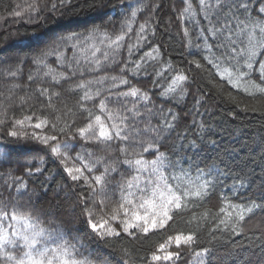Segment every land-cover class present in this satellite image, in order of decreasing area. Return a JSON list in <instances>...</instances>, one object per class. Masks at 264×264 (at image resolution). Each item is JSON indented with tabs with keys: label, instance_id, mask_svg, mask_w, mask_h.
Returning <instances> with one entry per match:
<instances>
[{
	"label": "trees",
	"instance_id": "trees-1",
	"mask_svg": "<svg viewBox=\"0 0 264 264\" xmlns=\"http://www.w3.org/2000/svg\"><path fill=\"white\" fill-rule=\"evenodd\" d=\"M54 2L58 3V0H0V144L14 139L4 134V128L16 130L22 137L25 132L29 135L35 132L43 137L48 134L46 126L34 128L35 123L43 120L51 122L54 119L57 125L65 128L72 124L84 127L86 124L80 123L82 119L90 115L95 125V116L100 115L102 122L115 125L120 118L119 109L109 104L102 112L98 92L131 93L136 90L141 97L147 93L151 102L159 107L162 101L178 97L180 90L191 83V80L174 82L178 75L195 76L191 91L195 93V99L204 103L198 106L193 96H186L178 107L171 109L178 114L177 132L181 138L177 139L174 134L164 150L178 153L180 167L184 170L174 171V179L168 173H164L163 178L159 172L154 174L146 196L136 194V186L143 187L147 179L145 174L135 172L134 162L139 156H127L133 167L129 175L121 177L126 168L120 161L126 157L120 151L123 147L120 142L89 144L80 141L83 147L77 148L63 163L50 152L45 154L47 149L39 141L22 139L19 144L7 145L39 151L13 156L11 168L28 166L21 169L26 190L25 194L12 191L15 207H8V219L2 226L4 234L15 240L17 237L11 235L12 230L22 234L30 233L33 228H42L46 232V236L40 238L44 243L52 247L76 245L81 253L78 258H90L93 262L100 258L99 264H145V261L154 264L151 256L161 254V244L168 251L180 252L181 258L155 264H198L192 247L184 242L180 248L176 247V236L193 234L199 240L194 246L195 251L209 249L206 264H264V211L255 207L264 197V81L259 78V71L253 72L249 78L246 73L241 75L234 70L235 65L242 71L243 60L241 65L232 60L231 63L221 62L219 68H212L201 59L202 55H208L209 59L214 56L193 47L201 43L193 35L194 30L201 37L206 35L200 31V25L206 26V22L202 20L204 12L198 7L199 0H188L187 3L183 0H75L73 5L58 7L55 12L48 11ZM160 5L162 7H158ZM41 9L44 11L39 14V19L27 22L29 15L35 17ZM16 11H20L21 16H15ZM149 17L152 22L146 26L148 38L145 40L139 36V26ZM262 26L264 22L247 26L254 41L264 42V32H260ZM185 28L188 36L184 35ZM256 33H259L258 37ZM118 37H122L119 47L115 43ZM62 40H67V44L57 43ZM208 43L214 41L209 37ZM129 46L132 47L131 54ZM53 48L59 49L56 54H52ZM256 52L255 59L264 60V49L257 48ZM105 53L109 56L107 61ZM73 54L84 67L99 59L100 71L86 73L83 78L78 72L69 76L67 69L62 67L63 58H71ZM57 55L61 56L60 63L56 62ZM241 56L246 57L247 53H241ZM193 59L199 60L207 70L195 69L191 63ZM125 62H129L127 70L122 71ZM161 68L166 70L164 78L154 74ZM125 79L127 84L123 83ZM80 84L85 87L79 88ZM42 88L46 91L40 95ZM85 92L92 99H87ZM164 106L171 107L169 104ZM194 107L197 110L189 113L188 110ZM108 117L112 119L108 120ZM16 121H22V125ZM193 121L200 127L188 132L189 139L185 142L183 134ZM10 124L14 126L8 127ZM78 127L74 130L78 131ZM197 132V146L189 150L188 144L193 142L192 137ZM66 139L69 138L60 137L61 142ZM3 152L4 148H0V153ZM85 152L91 154L89 159H102L106 163L101 172L91 175L85 172V181L72 182L64 167H79L72 157ZM89 159H84V163H89ZM196 165L205 172L212 167L220 171L221 184L211 193L199 189L205 177L198 178ZM104 168L109 169L107 179L110 183L107 185L102 175ZM30 170L31 176L28 175ZM0 171L6 173L9 168L5 165ZM95 175L102 177L98 184L93 183ZM129 183L133 185L131 189ZM86 185L90 186L88 195L96 202L95 207L89 205L93 207L96 222L107 223L108 227L121 225L117 229L121 236L101 239L96 234L92 237L86 235L87 226L82 223L80 212ZM165 185L172 187L177 194H188L182 200L186 205L183 212L180 215L173 212V220L162 228L149 225L146 234L136 230L131 235L123 233V221L134 212L143 213L139 207L141 200H151L152 191L167 195ZM9 187L11 189V185ZM113 188L119 190L117 195H112ZM198 191L202 194H197ZM4 195L7 200L8 193ZM106 195H111V199H105ZM249 208L253 211L248 212ZM125 212L128 216L124 215ZM240 214L245 216L241 222L243 232L233 237L234 244L225 241L226 233L213 232L218 225L223 227L220 219L229 220ZM12 215H16L17 220L13 221ZM9 224L14 225V229L10 230ZM214 236L218 239H213ZM24 250L21 247L17 253L11 249L13 255H22ZM0 264H4L3 259Z\"/></svg>",
	"mask_w": 264,
	"mask_h": 264
},
{
	"label": "snow or ice",
	"instance_id": "snow-or-ice-1",
	"mask_svg": "<svg viewBox=\"0 0 264 264\" xmlns=\"http://www.w3.org/2000/svg\"><path fill=\"white\" fill-rule=\"evenodd\" d=\"M184 3H187L188 0H183ZM75 0H58V3L54 2L51 5L48 11L55 12L58 7H68L73 5ZM162 7V5L158 6ZM199 9L203 10L204 15L202 20L206 22V26L202 23L200 25V31L204 32L206 35L201 37L198 33L193 31L197 41H201L199 44H194L193 47H196L201 50V52H206L209 55H213L214 59H209L208 55H202L201 59L207 62V65L212 68H219L221 62L231 63L232 60L237 61V65H241V60L243 64L241 69H238L237 66H233L234 70L240 72L241 75L247 74L248 77H251V74L255 71H259V78L264 81V60L257 61L255 57L258 55L256 52L257 48L264 49V42L259 39L254 41L253 34L248 31L247 26L249 24H261L264 22V0H199ZM44 9L39 10V13L33 17L28 16L27 22H31L33 18L39 19V14H42ZM151 11V8H149ZM15 16H21L20 11L14 13ZM132 16L135 17L136 13L133 12ZM152 22L151 17L145 20L144 24H141L139 27L141 32L139 36L144 37L147 40L146 26L148 23ZM195 29V25H194ZM260 32H264V26L260 28ZM184 35L188 36L189 32L185 28ZM256 36H259V33H256ZM211 38L214 43L209 44L208 40ZM122 41V37H118L115 43L119 47ZM59 43L67 44V40L58 41ZM75 45H73L74 47ZM58 48L52 49V54L58 52ZM96 51H99L97 49ZM129 53H132V47L128 48ZM247 53L246 57H242L241 53ZM64 64L62 67H65L69 73V76H75L77 72L83 78L86 73L89 72H98L100 71V60L96 59L95 61L89 62L88 67H84L79 60L75 58V54L71 58L65 56ZM104 59L107 61L109 56L107 53L104 54ZM155 59V57H153ZM61 56H56V62L60 63ZM115 62V61H114ZM162 63H167L166 61H161ZM129 62H125L124 68L122 71L127 70V65ZM130 63L136 64V67L139 68L140 65L135 61ZM195 65V69L200 71H206L207 68L200 63L199 60L193 59L191 61ZM259 65L258 69L256 65ZM155 75L164 78L166 75V70L161 68L159 71L154 73ZM132 75H135L133 73ZM199 75V72H197ZM31 79V77H29ZM115 79V78H113ZM191 80V83L186 85V89L182 88L180 90V95L178 97L167 99L161 102V105L157 107L154 105L147 93L144 96H139L136 90H132L131 93L127 92H112L109 90L107 94L98 92V104L102 112L106 111L109 104L114 108L119 109L120 118L118 123L113 125L112 123H106L101 121V116L96 115L94 125L91 122V116L88 115L85 119L80 121L81 124H86L84 127H78L76 124L69 125L67 128L60 127L56 124L53 119L51 122L48 120H43L35 123V129H41L42 126H46V133L43 137L37 136L35 132H32L30 135L25 132L23 137L21 134L16 131H8L7 128H4V134L7 137H13V140L6 141L4 144H0V148H4V152L0 153V167L8 166L9 171L3 172L0 171V259H3L4 264H99L100 258H97L96 262L91 261L90 258H78L81 256V253L77 250L76 245H57L52 247L44 243L40 238L46 236V232L42 228H33L30 233L25 232L18 234L14 229V225L9 224L8 228L11 231L13 237L17 239L13 240L6 236L2 230V226L5 220L8 219V207H15L12 203V191L21 192L25 194L26 182L22 177L21 169L27 168V165H19L18 168H11V163L13 156L26 155L30 152L39 151L36 148H10L7 147L9 144H19L21 140L25 141H39L40 144L44 146L47 151L45 154H50L54 157H57L61 162H66L71 153L75 152L77 148L83 147L80 141H86L89 144L94 142H104L107 144H113L120 142L123 147L120 149L124 153L125 159L120 161V163L125 165L126 171L121 173V177L127 176L130 174V170L133 167V162L131 159H127L129 154H136L140 158L135 160V172L137 174H145L147 179L143 187L137 185V195H148V186L153 183L151 177L160 173L163 178L164 173H168L170 178L174 179L172 173L176 170L183 171L184 169L180 167L181 160L178 159V153L165 151V145L167 141L172 138L175 134L177 139L181 138V134L177 132L179 128V123L176 121L179 120L178 114L172 112V108L179 106L180 102L186 96H193L195 104L198 106L203 105V101L195 99V93L191 91L192 85L195 84V76L189 77L187 75H178L175 76V81L187 82ZM103 83V81H99ZM157 83L159 81H156ZM55 83H59L56 81ZM124 84H127V79L123 80ZM79 88H84L85 85H78ZM46 89L40 90V95ZM131 96L132 99H128ZM85 97L87 99H92L91 96L85 92ZM39 99V96L37 97ZM164 104H169L171 107L166 108ZM131 105V106H129ZM194 107L189 109V113L196 111ZM183 111V109H181ZM31 119V117H27ZM112 117H108V120H111ZM16 124L22 125V121H16ZM187 123V121H185ZM14 125L10 124L8 127H13ZM78 131L74 130L77 129ZM200 126L196 124L195 121L188 127L187 132L183 134V140L188 141V132H192L194 129H199ZM68 137L65 141L61 142L60 137ZM199 137V133L192 137V143L188 144L189 150L196 148V140ZM202 138V137H200ZM119 147V145H118ZM63 149V151H61ZM181 150H183V144H181ZM90 153L78 154L75 157H72L79 167H64V172L67 174L68 178L72 182L80 183L85 181L87 178L84 173L87 172L90 175L93 173L101 172V168L106 163L105 160H91L89 157ZM83 157V158H82ZM147 157H151L148 159ZM84 159H89V163L85 164ZM95 165V167H94ZM35 167V166H33ZM196 170L198 172V178L204 176L203 182L199 185V189L203 192L211 193L221 184L222 175L218 169L215 167L209 168L206 170L201 169L200 165H196ZM161 170H163L161 172ZM115 171V169H112ZM33 173L31 170L28 172V175L31 176ZM187 174V173H185ZM102 175L106 178L105 184L110 183V180L107 179L109 175V169L104 168ZM101 175H95L93 181L94 184L101 182ZM239 179V177H236ZM11 185V189L9 187ZM133 185L128 184V188L131 189ZM167 195L160 191H152L151 200L143 199L141 200L139 207L143 209V213L134 212L129 219L123 221L122 231L126 234H134L133 230L142 231L143 233H148L149 225L152 228L164 227L169 220H173L172 213L180 215L184 208L185 204L182 203L184 197L188 194L181 192L177 194L173 191L172 187L165 185ZM90 186L86 185L84 190V196L81 197L82 207H80V212L83 215L82 223L87 226L86 235L92 237L93 234H96L101 239H104L109 236L119 237L121 236V231H118V228H121V225L116 227H108L107 223H98L95 220L93 213V207H95V200L88 195ZM118 189L113 188L112 195L118 194ZM5 193H8V199H5ZM131 195L132 193L129 192ZM197 194H202L198 191ZM105 199H111V195H106ZM131 203V201H129ZM92 204L93 207L89 205ZM121 208L124 207L123 204L120 205ZM261 211H264V197L261 198V203L255 206ZM253 209L249 208L248 212H252ZM125 216H128V212L124 213ZM11 219L13 221L17 220L16 215H12ZM245 220V216L240 214L229 220L220 219V225L223 227L217 226L216 229H213V232L226 233L224 237L225 241L232 244L235 243L233 240L234 236H240L243 232L242 221ZM213 239H218L213 237ZM176 247L180 248L181 242H184L188 246L192 247L195 252L196 257L198 258V264H206V254L209 253V249L205 248L204 252L195 251V245H198L199 240L198 236L193 234L188 235H178L175 237ZM22 241V244L20 243ZM107 243V240H105ZM21 247L25 249L22 255H13L11 249H15L17 253L20 252ZM262 251H264V246H262ZM159 252L161 254H153L151 256V262H160V261H174L181 258L180 252H171L168 251L164 244L159 246ZM145 264H148L145 261Z\"/></svg>",
	"mask_w": 264,
	"mask_h": 264
}]
</instances>
